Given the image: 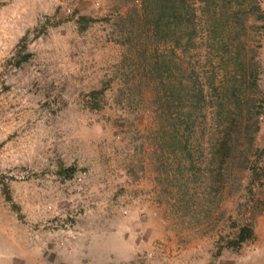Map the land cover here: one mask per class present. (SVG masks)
Segmentation results:
<instances>
[{
  "label": "rangeland",
  "instance_id": "374dc122",
  "mask_svg": "<svg viewBox=\"0 0 264 264\" xmlns=\"http://www.w3.org/2000/svg\"><path fill=\"white\" fill-rule=\"evenodd\" d=\"M133 5L0 0V264H264V0H192L170 54L131 38ZM181 81L202 94L171 143ZM240 221L254 240L229 248Z\"/></svg>",
  "mask_w": 264,
  "mask_h": 264
},
{
  "label": "trees",
  "instance_id": "16d2710c",
  "mask_svg": "<svg viewBox=\"0 0 264 264\" xmlns=\"http://www.w3.org/2000/svg\"><path fill=\"white\" fill-rule=\"evenodd\" d=\"M191 1L192 0H131L132 3H137V8L133 5L130 9L132 12L133 18L129 19V22L136 23L139 27L130 31L129 34L132 36L131 38H136L137 40L142 39L145 43L154 46L158 43H172V47H170L169 54L172 52L173 49H177V40H176V33L180 32L181 29L188 28L187 16L190 14L191 9ZM256 10V9H255ZM77 16L74 20V23L77 25L78 31H83L88 25L92 24L94 20L90 17H86L84 15H80L76 13ZM127 18V16H126ZM257 19H261V16H256ZM137 20V21H135ZM235 23H240L237 19ZM187 35V34H186ZM127 40V39H126ZM191 40V35H187L186 43ZM24 40H20L22 47L24 48L23 42ZM28 54H23L20 60L17 61L16 65L23 63L27 60ZM171 60L168 61H155L153 69L157 73L156 75L160 76L163 73H168L170 70ZM236 63V62H235ZM239 64H242L241 62ZM236 63L235 65H239ZM252 64H250L245 69H248V89L254 90L256 89V79L254 70L252 69ZM161 73V74H160ZM247 77V78H248ZM160 78V77H159ZM189 82V80H186ZM189 84H182L178 82L177 89L172 91L170 90L169 93L163 94V97L160 98L159 103V110L164 113L166 112V116H164V121L167 123V127L171 128L172 133H168L170 136V142L176 143V139L174 138V134L177 129L180 127L183 131H190L192 126L193 120V113L196 108V104L201 99L202 91L195 90L194 85L190 82ZM241 87V84L236 86L232 84L229 88H227L226 92H231L230 95H235V92ZM181 95H180V94ZM178 104L177 107H183L182 109H186L185 111L182 110L179 112H174L171 115V107L173 106V102ZM261 109V108H260ZM263 112L261 109L257 115H260ZM249 119V117H247ZM249 127V126H248ZM256 129V128H255ZM254 130V129H253ZM226 134H223L222 137L218 140V144L215 150L212 153V157L218 160L217 170L221 167V158L225 156V153L228 152V143L229 139L226 137ZM250 143L251 139L248 140ZM181 151H187L185 144L181 147L178 146ZM186 157H189L188 154H185ZM257 161L260 164V171L261 175L264 176V147L259 150L257 155ZM240 164V163H239ZM239 168H243V166L239 165ZM74 168L69 167H59L56 171V175L63 179H69L73 173ZM253 172V169H252ZM219 175V173H217ZM254 240V232L250 225L245 224L243 221L239 222L238 227L234 233L232 239L228 240L227 246L229 248H239L245 242H251Z\"/></svg>",
  "mask_w": 264,
  "mask_h": 264
}]
</instances>
